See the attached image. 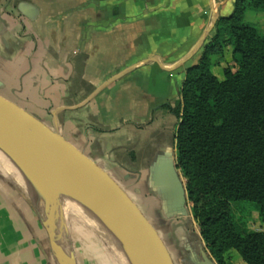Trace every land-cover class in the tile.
Segmentation results:
<instances>
[{"label":"crops","instance_id":"obj_1","mask_svg":"<svg viewBox=\"0 0 264 264\" xmlns=\"http://www.w3.org/2000/svg\"><path fill=\"white\" fill-rule=\"evenodd\" d=\"M233 3H219L221 16L231 14ZM122 5L120 0H0V96L35 114L64 139L66 132L75 147L107 172L136 204L173 264H217L200 235L187 193L185 211L167 215L151 186L156 165L164 167L169 159L176 164L175 146L169 147L168 137L176 131L178 121L163 106L180 100L184 74L149 61L155 58L167 67L171 59L162 57L167 52L166 37L153 35L151 26L119 22L115 17L104 31L102 13H98L125 6L163 8L162 2L126 0ZM91 9L95 11L89 18L87 10ZM114 31L158 43L154 51L145 49L136 61L116 67L109 62V52L100 51L101 32L106 36ZM117 81L120 86L108 98L99 99ZM79 94L83 97L77 100ZM116 96L120 100H114ZM63 97L71 112L87 108L88 116H71L63 120V126L37 117L45 102ZM8 170L0 162V264H71L58 260L40 214L18 192L17 181ZM63 253L70 259L69 248Z\"/></svg>","mask_w":264,"mask_h":264},{"label":"trees","instance_id":"obj_2","mask_svg":"<svg viewBox=\"0 0 264 264\" xmlns=\"http://www.w3.org/2000/svg\"><path fill=\"white\" fill-rule=\"evenodd\" d=\"M264 13V0H234L219 17L197 63L185 71L180 101L163 106L177 121L176 168L192 216L217 264H264V229H246L232 204L252 207L264 225V33L245 13ZM232 66L220 81L211 71L225 48Z\"/></svg>","mask_w":264,"mask_h":264},{"label":"rangeland","instance_id":"obj_3","mask_svg":"<svg viewBox=\"0 0 264 264\" xmlns=\"http://www.w3.org/2000/svg\"><path fill=\"white\" fill-rule=\"evenodd\" d=\"M120 1L121 6H124L122 5V1L125 4L126 0ZM221 1L223 0L213 1L218 18L223 17L221 16L222 13L217 9ZM161 2L163 8H127L125 6L126 8L101 9L98 10V13H102L104 31L110 29L111 24L109 21L112 18L115 19V17H117L119 22L126 23L130 20V23H132L138 21L141 23L140 26L143 27L147 24L151 26V32L153 35L163 36V38L165 36V40H167L165 41L167 42V52H165L162 57L166 58L165 55H167L171 58L170 62L167 64V67H170L177 64L195 47L202 34L210 26L212 21L211 0H161ZM74 11L75 9H72L73 13ZM94 11V9L87 10L89 18L93 17L92 14ZM245 21L254 25L261 31V33H264V13L247 11L245 13ZM213 31L214 28L207 36L200 50L188 62L174 71L179 75H185L186 69L197 63L202 54L203 47L211 38ZM117 33L121 34L120 31H114L113 34H107L105 36L101 32L100 37L103 39L100 51L109 52V62L116 67L123 64L124 61L130 63L136 61L140 56V53L145 49H153L154 51V45L158 43L154 41L148 42L143 38H137V36L135 38L122 34V37V35H118ZM165 42L164 44H166ZM181 50L182 54L179 56L178 54ZM155 54L161 55L159 52H156ZM153 57L155 56H152L151 58ZM232 64L231 49L227 47L224 50L222 58L217 59V62L212 66L211 71L220 81H222L223 70L226 67H231ZM107 70L109 69L103 68V71ZM118 86H120V83L117 81V83L115 82L111 87L104 89V91L98 96L99 99L103 98L104 100L108 98L110 93H112V91ZM81 97H83V95L79 94L76 98L77 100H80ZM113 99L120 100V97L116 96ZM178 101L180 100L174 101L169 106L174 108ZM43 105L45 106V109L42 114L37 117L44 120L46 118V121L48 123L51 122L54 126H63V120L71 116L81 117V119H85L88 116L87 108L71 112L68 109V99H65V97L53 100L52 102H45ZM59 105V109L61 110L53 114L55 110H58L56 107ZM25 106L27 107V105ZM50 107L52 110H49L51 109ZM32 116L35 117V114ZM173 120H175V122L177 121L174 115ZM65 134V139L75 146V143L71 142L72 140L67 136L68 134L66 132ZM169 134L168 145L170 148L174 149L176 131ZM172 134H174V137ZM9 173L13 177V180L16 179L17 181L18 192L21 191L24 198H29L20 173L15 171ZM46 202L47 207L51 205L49 208H53L52 211L48 208V212L55 213L57 216L61 215L62 217V226L68 239V247L71 251L70 259L73 264H127L121 250L114 243V240L107 234L105 235L98 219L95 215L86 211L84 205H81L78 202H74L72 205L71 203L68 204L59 196H53V198L48 199ZM231 206L236 221L246 229L253 231H261L264 229V225L259 220L257 212L252 207L243 203H236ZM46 223L47 220L45 221V224ZM230 259L233 264H244L235 251L230 252Z\"/></svg>","mask_w":264,"mask_h":264},{"label":"water","instance_id":"obj_4","mask_svg":"<svg viewBox=\"0 0 264 264\" xmlns=\"http://www.w3.org/2000/svg\"><path fill=\"white\" fill-rule=\"evenodd\" d=\"M213 1L211 0L210 26L182 60L170 67L162 66L155 58L149 61L157 63L169 72L188 62L200 50L218 20ZM0 149L17 158L61 165L67 178L91 199L111 224L127 264H173L153 226L107 172L57 131L51 130L43 122L1 96ZM176 166L172 159L167 160L164 167L156 165L154 170H158L153 171L151 179V186L163 203L167 215H178L185 211V183L180 180ZM27 195L39 213L33 200ZM40 218L48 229L50 245L56 257L73 264L63 252L60 257L57 256L53 232L48 224H45L41 214Z\"/></svg>","mask_w":264,"mask_h":264},{"label":"bare ground","instance_id":"obj_5","mask_svg":"<svg viewBox=\"0 0 264 264\" xmlns=\"http://www.w3.org/2000/svg\"><path fill=\"white\" fill-rule=\"evenodd\" d=\"M0 162L6 165L10 171L20 173L25 189L27 190L43 219H45V221L47 220V224L50 230L53 232L54 248L58 257L61 256L62 252L66 253L69 247L68 239L62 226L61 215L57 216L55 213L48 212V208L51 205L48 203L49 207H47L46 201L50 198H53V196H59L68 204L71 203V205L74 202L84 205L86 211L95 215V217L98 219L102 230L105 232V235L107 234L110 236L111 239L114 240L116 246L120 248L115 231L111 224L104 217L98 207H96V205L91 201V199L82 193V191L67 178L61 165L34 161L26 158H17L3 151L2 149H0ZM49 209L52 211L53 208Z\"/></svg>","mask_w":264,"mask_h":264}]
</instances>
